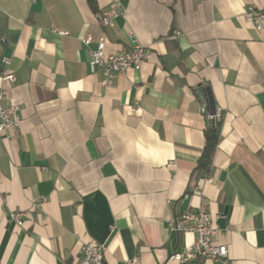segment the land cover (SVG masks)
I'll use <instances>...</instances> for the list:
<instances>
[{
	"label": "crops",
	"instance_id": "0c3cea01",
	"mask_svg": "<svg viewBox=\"0 0 264 264\" xmlns=\"http://www.w3.org/2000/svg\"><path fill=\"white\" fill-rule=\"evenodd\" d=\"M119 2L103 27L87 0H0L15 76L0 90L21 116L0 135V264H76L88 240L105 244L104 264H180L169 255L195 234L170 220L201 198L230 264H264V19L257 30L243 16L264 0ZM131 35L150 57L104 86L90 51L102 37L106 53L127 49ZM213 107L220 138L197 176Z\"/></svg>",
	"mask_w": 264,
	"mask_h": 264
},
{
	"label": "built area",
	"instance_id": "2783aa9c",
	"mask_svg": "<svg viewBox=\"0 0 264 264\" xmlns=\"http://www.w3.org/2000/svg\"><path fill=\"white\" fill-rule=\"evenodd\" d=\"M124 13L119 0H112L109 9L96 11L98 23L103 27L112 26L115 17ZM244 18L251 22L257 30H261V20L264 19V12L254 5H247L243 10ZM65 33V32H61ZM174 33H178L175 31ZM84 44L91 41L87 35L81 39ZM106 42L102 37L98 40L95 49L90 51L89 67L91 72L100 71L103 75L102 84L109 87L113 84V78L124 74L129 68L139 70L149 57V47L141 43L135 36H130V46L118 52H105ZM0 80L13 82L15 76L10 67V58L0 55ZM221 111L215 109L208 117L218 121ZM21 121L20 107L17 103L8 98L5 89L0 90V135L11 136L18 128ZM23 213L20 209L10 213L11 219L17 226H22ZM170 230L182 234L193 233L195 239L185 244L180 249L170 253L169 258L180 264L196 262L202 259L219 261L222 264H230L228 248L223 242H217V236L223 231L214 222L206 203L201 198L200 203L194 209H185L170 220ZM106 246L97 240L81 242L78 248L76 264H104V251ZM139 256L136 255L126 260V264H138Z\"/></svg>",
	"mask_w": 264,
	"mask_h": 264
},
{
	"label": "trees",
	"instance_id": "16d2710c",
	"mask_svg": "<svg viewBox=\"0 0 264 264\" xmlns=\"http://www.w3.org/2000/svg\"><path fill=\"white\" fill-rule=\"evenodd\" d=\"M91 8L96 12L95 0H87ZM215 110V108H214ZM221 117L218 121H213L207 117V123L205 124L203 135H204V146L201 151V155L196 167V175H208L210 171L211 159L215 147L218 144L220 138V126L222 121V112L220 113Z\"/></svg>",
	"mask_w": 264,
	"mask_h": 264
},
{
	"label": "water",
	"instance_id": "95a60500",
	"mask_svg": "<svg viewBox=\"0 0 264 264\" xmlns=\"http://www.w3.org/2000/svg\"><path fill=\"white\" fill-rule=\"evenodd\" d=\"M214 112V107H213V109L211 110V113H213Z\"/></svg>",
	"mask_w": 264,
	"mask_h": 264
}]
</instances>
